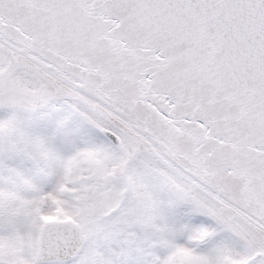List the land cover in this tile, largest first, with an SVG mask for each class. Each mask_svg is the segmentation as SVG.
I'll list each match as a JSON object with an SVG mask.
<instances>
[{"label": "snow or ice", "instance_id": "1", "mask_svg": "<svg viewBox=\"0 0 264 264\" xmlns=\"http://www.w3.org/2000/svg\"><path fill=\"white\" fill-rule=\"evenodd\" d=\"M0 264H264V0H0Z\"/></svg>", "mask_w": 264, "mask_h": 264}]
</instances>
